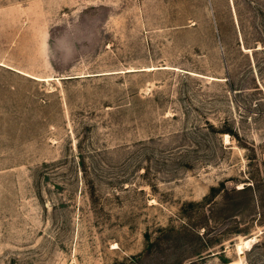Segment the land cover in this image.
I'll use <instances>...</instances> for the list:
<instances>
[{
  "label": "rangeland",
  "instance_id": "1",
  "mask_svg": "<svg viewBox=\"0 0 264 264\" xmlns=\"http://www.w3.org/2000/svg\"><path fill=\"white\" fill-rule=\"evenodd\" d=\"M0 264H264V0H0Z\"/></svg>",
  "mask_w": 264,
  "mask_h": 264
},
{
  "label": "bare ground",
  "instance_id": "2",
  "mask_svg": "<svg viewBox=\"0 0 264 264\" xmlns=\"http://www.w3.org/2000/svg\"><path fill=\"white\" fill-rule=\"evenodd\" d=\"M253 241V238H251V239H249V240H247V241H245L246 242V244L248 245L250 242H252Z\"/></svg>",
  "mask_w": 264,
  "mask_h": 264
}]
</instances>
